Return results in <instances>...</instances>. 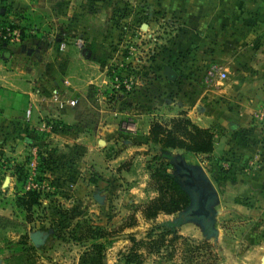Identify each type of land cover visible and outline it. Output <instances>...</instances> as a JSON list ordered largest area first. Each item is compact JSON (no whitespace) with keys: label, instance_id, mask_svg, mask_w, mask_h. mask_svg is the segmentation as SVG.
Here are the masks:
<instances>
[{"label":"crops","instance_id":"obj_1","mask_svg":"<svg viewBox=\"0 0 264 264\" xmlns=\"http://www.w3.org/2000/svg\"><path fill=\"white\" fill-rule=\"evenodd\" d=\"M92 1L94 4L88 7V0H55L57 10L53 17H70V28L75 36L83 38V47L77 48L73 43L60 51L44 42L47 37L0 47V135L10 133L14 126L24 127L28 110L32 124L49 116L86 131L82 133L87 135L82 149L87 153L124 143L127 154L119 151L113 160L108 157L112 162L146 146L143 142L152 121L184 113L197 126L215 130L210 154L184 153L200 160L201 166L212 168L205 171L210 179L213 177L216 188L214 182L218 181L226 190L234 191L219 194L215 221L242 216L249 225L240 238L225 237L222 227H217L221 264H264V234L254 230L264 227V125L254 115L264 108V0ZM47 4L48 0H0L9 17L15 13L31 16ZM113 13L121 22L147 18L138 23V39L142 43L131 53L133 57L121 53L122 45L110 42V35L120 32L106 25ZM131 28L127 26L126 30ZM104 51L108 58L101 68L91 55ZM180 52H186V57L184 62L177 61L178 66L185 65L186 69L176 71L177 77L171 81L163 74V68L171 66L170 60ZM130 61L127 68L134 69V89L112 90L113 96L106 94L105 89L110 90L114 83L109 67L113 63L123 67ZM211 62L225 68L226 77L205 84L203 75ZM127 68H123L121 76L126 75ZM54 94L75 100V104L58 110L52 99ZM114 114H133L142 127L141 134L135 130L132 139L126 137L127 132H120L114 123ZM90 116L96 118L94 124ZM7 136L0 139V150L3 147L6 151L8 144L18 143L16 135ZM135 139L141 142L135 143ZM94 143L102 144V148L95 149ZM9 154L20 159L14 151ZM97 154L102 157L101 162L107 161L102 152ZM2 159L0 155V162ZM217 166L229 169V173L218 174ZM103 169L93 164L86 171L105 178ZM70 174L75 175L72 171ZM70 178V187L65 190H76L77 183L73 181L79 178ZM92 181L91 176L85 179L86 186L95 190ZM241 196L247 198L246 204L236 200ZM180 232L198 235L199 231L186 224Z\"/></svg>","mask_w":264,"mask_h":264},{"label":"rangeland","instance_id":"obj_2","mask_svg":"<svg viewBox=\"0 0 264 264\" xmlns=\"http://www.w3.org/2000/svg\"><path fill=\"white\" fill-rule=\"evenodd\" d=\"M56 10L55 0H48L46 7L35 11V14L31 15V21L35 24L36 30L28 31L27 37L23 39L21 37L20 41L34 37H47L48 39L44 42L53 46L58 47L63 40L67 42L66 47L73 45V40L77 36L70 28V17L56 19L55 16L53 17ZM116 16L117 14L113 13L109 17L106 23L107 27L114 28L115 24L112 21L116 19ZM145 20L147 18L125 21V27L133 26V30H128L123 34L110 35V42L122 45L121 53L124 51L125 56L133 57L134 55L125 46H141L142 42L138 39L140 37L138 23L145 22ZM110 50L109 57L112 56V48ZM98 54L101 53L98 52ZM137 57L135 55V58ZM177 58L176 55L173 60H170L172 65L175 64ZM131 64L132 61L122 67L114 66L115 63H113L109 67L112 70L110 71L113 75V82H115V78L119 77L123 68L126 69ZM176 66L173 65L175 68ZM131 68L132 66L127 68L124 73L135 74L134 69L130 70ZM184 69H186L185 65L182 70ZM138 72L140 73V70ZM110 88V90L105 89V92L113 96L111 92L114 89ZM54 95L60 97L58 94ZM54 95H52V99ZM146 104L143 102V105ZM56 108L62 110L57 106ZM163 114L166 113L163 112ZM113 117L118 130L123 133L127 132L126 137L129 139H132L136 134L135 130L138 135L141 134L142 127L133 114H114ZM25 119L24 127L14 126L10 133L5 132L0 135V139L5 135H8L7 137L16 135L19 139L16 145L8 144L5 148L6 151L3 150V147L0 150V155L3 157V165L0 166L3 171L0 174V210L2 207L3 211H0V216L8 217L13 222L0 229V264H16L18 260L22 262L26 259H29L33 264H80L79 257L85 253L91 254L92 244L100 242L105 246L104 264H221L222 256L217 250L220 249L217 243L219 235L217 227H222L225 237L240 238L247 233L249 225L242 216H228L222 222L215 221L213 227L217 230V235L212 234L211 236L203 230L197 221L188 220L182 223L177 220L178 214L189 205L174 214L160 213L155 219H145L141 212L143 204L157 196L148 168L151 166L149 164H152L149 158L153 152L148 154L147 145L139 151H131L125 158L123 157L124 159L115 161L114 158V161L110 162L111 160L108 159L112 157L113 160V156L117 157L121 150L127 154L128 151L124 143L121 145L113 143L107 145V148L104 147L103 151L87 153L82 149L84 138L87 137L82 133L86 131L77 130L74 125L49 116L38 118L37 124H32L30 123V114L27 120V111H25ZM90 119L93 124L96 122L94 116H90ZM167 120L166 117H162L159 122L165 124ZM143 124L145 125V122ZM122 126H128L132 132L126 131ZM104 138L108 139L106 136ZM94 146L97 150L102 148V144L97 146L94 143ZM11 151L18 154L20 159L11 157L9 154ZM98 152H102L103 157L107 159V161L103 160L105 166L103 161L101 162L102 157H99ZM171 153L172 156L181 155L190 164L201 166V163L198 162L200 160L192 156L189 157L183 150L176 149ZM32 160H35L36 166L31 174V168L27 164ZM41 162L44 164L43 169H38L37 166H40ZM16 163H26L24 190H35L40 194L38 203L33 204L29 211L22 210L16 201L19 189L18 186L14 189L15 179L10 170ZM93 164L104 168L105 178L93 171L89 175V171L86 170L92 168ZM201 167L206 169L203 164ZM168 170L173 174L176 167L171 163ZM70 171L75 175H71ZM218 174L222 175L224 172L218 171ZM71 176L79 178L78 181H73L74 184L77 183L76 190H65L66 187H70L69 182L72 180L71 178L68 180V178ZM90 176L94 180L91 183L95 185V190L86 186L85 179ZM32 183L37 186L44 185V188L31 186L30 189H26L27 185ZM214 183L218 187H215L219 197L218 203L220 195H224L225 192H234L226 190L224 185L220 186L218 181ZM189 197V204H191V196L189 195ZM236 200L247 203V198H242V196ZM167 221L179 222L181 225L175 229L176 233L160 237L159 234L164 232L165 228L159 227V224ZM186 224L193 225L199 231L198 235L181 233V227ZM254 230L259 234H264L262 226H257ZM149 232L152 237L150 248L138 247V242L134 243V241L146 239ZM37 233L42 234V243L39 245L33 244L30 239V236ZM96 233L102 237L97 238ZM23 234L29 237V243L34 246L33 249L22 250L28 248L29 244L18 243L19 236Z\"/></svg>","mask_w":264,"mask_h":264},{"label":"trees","instance_id":"obj_3","mask_svg":"<svg viewBox=\"0 0 264 264\" xmlns=\"http://www.w3.org/2000/svg\"><path fill=\"white\" fill-rule=\"evenodd\" d=\"M19 27L22 39L27 37V32L36 30L35 24L31 21V16H25L24 14H13V18L10 19L5 6H0V28L9 24L14 23ZM4 44L0 41V47ZM177 61H185L186 52L184 54H177ZM91 58L97 61L101 68L104 67L107 60V53L101 52V54L92 53ZM177 61L173 65H177ZM178 67V68H177ZM184 67L176 66V70L180 71ZM215 138V130L212 128H202L194 124L184 113L178 114L177 116L171 117L167 120L165 124L157 120L152 121L148 134L146 136L145 143L148 146V154L150 155L151 166L150 178L151 183L155 186L157 191V196L150 199L142 206V215L145 219L152 220L155 219L160 213L174 214L183 209H185L190 203L189 194L180 187L177 178L169 172L170 160L172 158V150L180 149L186 153L193 154H210L213 151ZM141 141L135 139V143ZM146 152V153H147ZM1 154V151H0ZM0 162V166H2ZM44 164L37 166L38 169H43ZM26 163L14 164L11 169V175L14 177V189L18 186L19 191L16 194V201L22 210L29 211L33 204L38 203L40 194L35 190H24V184L26 179ZM208 171H212V168L206 167ZM218 171H222L227 175L229 169H223L221 166H217ZM39 179V178H38ZM213 179V177L211 178ZM40 180V179H39ZM13 223L12 220L5 216H0V229L6 227L7 225ZM181 225L179 222L167 221L159 224V227L165 228V231L160 233L159 236L162 237L166 234L176 233V228ZM150 231V230H149ZM90 231L88 230V233ZM98 232V231H96ZM95 234V233H94ZM97 238L102 236L96 233ZM151 233L147 234L146 239L139 241H134L140 248L148 249L151 245ZM18 243L28 244L29 237L25 234L19 236ZM156 243V242H154ZM33 245L28 244V248H23L22 250L33 249ZM93 251L91 254H83L79 257L80 264H104V244L94 243L92 244ZM22 251V252H23ZM16 264H33L29 259L20 262L17 261Z\"/></svg>","mask_w":264,"mask_h":264},{"label":"water","instance_id":"obj_4","mask_svg":"<svg viewBox=\"0 0 264 264\" xmlns=\"http://www.w3.org/2000/svg\"><path fill=\"white\" fill-rule=\"evenodd\" d=\"M145 25V24H144ZM163 74L171 81L177 77V72L171 66L163 68ZM171 163L176 167L173 175L177 178L181 188L191 196V204L179 212L177 220L182 223L197 221L208 235H217V230L213 227L218 204V192L205 169L201 166L188 163L184 157L172 156ZM42 234L37 233L30 236L33 244L42 243Z\"/></svg>","mask_w":264,"mask_h":264},{"label":"built area","instance_id":"obj_5","mask_svg":"<svg viewBox=\"0 0 264 264\" xmlns=\"http://www.w3.org/2000/svg\"><path fill=\"white\" fill-rule=\"evenodd\" d=\"M94 4V2L92 0H88V6L91 7ZM119 16H116V19H114L112 21V23H114V29L119 30L120 34H123L126 30L125 27V21L121 22V19L118 18ZM10 19H12L13 17H9ZM16 22V26H14V23H9L3 27L0 28V41H3L4 44L5 43H14V42H18L20 41L21 38V32L19 27H17V24L19 23L18 21L14 20ZM128 30H133V28L128 29ZM140 33H141V29L139 28ZM127 32V30H126ZM139 33V34H140ZM74 45L77 48H81L85 45V41L83 40V38L81 37H77L73 40ZM67 45L66 41H61L58 45V49L60 51L65 50ZM138 47V46H136ZM135 46H130L127 47L125 46V48H128L130 53L136 52V48ZM133 70V69H132ZM226 69L223 68L219 63L216 62H211L209 63V65L207 66L204 75H203V81L205 84H212L214 82H217L218 80L224 79L226 77ZM136 85V78L134 74H126V75H120L119 77L115 78V82L113 84V89L116 91H123V92H130L134 89ZM53 100L56 102V106L59 109H65V108H70L75 104V100H71L68 98H61L58 97L57 95L53 96ZM259 121L264 125V108L263 109H258L255 114H254ZM28 116H29V111L27 110V120H28ZM126 131L132 132L131 128L124 127L122 126ZM31 169H30V173H33V170L36 166L35 160H32L29 162V164H27ZM31 186L33 187H39V188H44V185H35L34 183L32 184H28L26 189H30Z\"/></svg>","mask_w":264,"mask_h":264}]
</instances>
